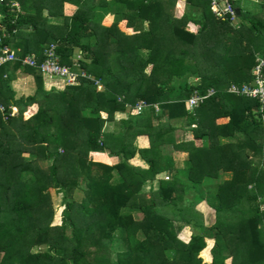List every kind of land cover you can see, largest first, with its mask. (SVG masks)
<instances>
[{"label": "trees", "instance_id": "trees-1", "mask_svg": "<svg viewBox=\"0 0 264 264\" xmlns=\"http://www.w3.org/2000/svg\"><path fill=\"white\" fill-rule=\"evenodd\" d=\"M13 1H0L2 43L38 62L54 44L86 76L45 89L38 67L0 66V264H264V103L226 90L249 82L264 56V0H250L254 10L229 0L234 14L223 16L210 0ZM7 66L33 75L32 94L14 97ZM140 100L148 106L136 113ZM107 120L118 131L105 132ZM173 120L192 139L176 142ZM125 131L148 146L128 150ZM104 150L118 161L89 156Z\"/></svg>", "mask_w": 264, "mask_h": 264}, {"label": "built area", "instance_id": "built-area-1", "mask_svg": "<svg viewBox=\"0 0 264 264\" xmlns=\"http://www.w3.org/2000/svg\"><path fill=\"white\" fill-rule=\"evenodd\" d=\"M11 5L18 6L17 2H11ZM210 8L217 16H223L225 13H229L230 15L234 14V9L229 0H210ZM43 54L44 58L40 62L30 54L19 58L14 49L2 43V38L0 37V66L9 61L19 59L23 65L36 66L43 75L63 78L67 84H77L79 76H86L84 71L76 72L71 70L69 66L61 64L55 53L54 44H50L44 50ZM226 90L233 94L257 98L260 102L264 103V56H257L255 58V64L251 69V80L249 82L240 85L230 84ZM214 92V88H209L204 94L191 95L187 98L188 108H194ZM147 106L148 104L145 101L140 100L134 105V110L136 113H140ZM153 107L158 109L157 104H153ZM0 109H3L1 105Z\"/></svg>", "mask_w": 264, "mask_h": 264}, {"label": "crops", "instance_id": "crops-1", "mask_svg": "<svg viewBox=\"0 0 264 264\" xmlns=\"http://www.w3.org/2000/svg\"><path fill=\"white\" fill-rule=\"evenodd\" d=\"M241 4L245 7H247V0H240ZM76 5H74L73 3H69V2H65L63 9L65 12H73L76 9ZM109 14V13H108ZM106 14L105 16H111V14ZM103 17L102 19V23L104 21ZM109 19V18H108ZM110 21H112V16L109 20V24L111 23ZM122 23V22H121ZM105 24V23H103ZM109 24H105V25H109ZM10 77V81L9 84L12 88V92L14 93V97L18 98L19 96H26V95H30L34 92L35 90V83H34V78L33 75L22 70L21 68H11V66H7L6 70L3 73V77ZM43 83H44V87L45 89H50V88H55V89H62L65 85V80L63 78L60 77H56V76H52V77H48V76H43ZM12 107V106H11ZM35 108V106H30L28 107L25 111H24V115H29V113L31 111H33ZM12 110H17V107H12ZM101 113H104L105 116L102 117H106V112L101 111ZM124 115V113L122 112H116L115 113V119H119ZM222 121H224V118H220ZM170 125L173 126V135L175 137L176 142L182 141V140H190L192 139V135L191 133L186 130L187 125L181 121V120H173L170 122ZM104 131L105 132H116L118 131V126H116V124L114 123V121H106L104 124ZM115 134V133H114ZM121 142L127 145L128 150L132 149L133 146H136L137 148H142V147H146L148 146L149 142H148V138L145 136H132V134L129 131H125L122 135V139ZM114 145V144H113ZM115 146H117L116 142H115ZM161 150L163 153L165 154H170L175 160H180L182 158L185 157L186 152L182 151L180 149H175L174 147L171 146V144H162L160 145ZM178 154H182L181 157H176ZM176 155V156H175ZM89 156L92 160L94 161H99V162H103L106 164H113L116 163L118 161L117 156L112 155L111 153H109L108 151L104 150V151H90L89 152ZM130 162L135 165V164H144L137 155L133 156L130 159ZM145 165V164H144ZM165 173H167V171H163ZM162 173V172H160ZM158 173L156 176L158 178V175L160 174ZM169 173V172H168Z\"/></svg>", "mask_w": 264, "mask_h": 264}, {"label": "rangeland", "instance_id": "rangeland-1", "mask_svg": "<svg viewBox=\"0 0 264 264\" xmlns=\"http://www.w3.org/2000/svg\"><path fill=\"white\" fill-rule=\"evenodd\" d=\"M182 1V0H181ZM13 2H17V1H13ZM248 4H249V9L250 10H254L253 8H254V4H253V2H251L250 0H248V2H247ZM64 6V5H63ZM253 7V8H252ZM109 15V14H108ZM104 17H106V18H104V21H103V23H105V24H109V20H110V18H111V16H104ZM109 18V19H108ZM238 18L237 19H235V21H234V23L236 24L237 22H238ZM111 22V21H110ZM125 23L124 22H122V23H120V27L121 28H124V30H126L127 32H131V29L130 28H126V26L124 25ZM66 83V82H65ZM101 115L102 116H105V114L104 113H101ZM218 122H223L220 118L217 120ZM240 138H241V136H239ZM248 152L251 154V151L248 149ZM176 156V155H175ZM182 156V154H178L176 157H181ZM183 159V158H182ZM48 162H50V161H48ZM43 164H45V163H43ZM135 166H139L140 168H143V167H145V165L144 164H135ZM170 175V173H165V172H162V173H160L159 175H158V178H164V179H166V178H168V176ZM170 177V176H169ZM157 203H164V202H162V201H157ZM199 207V210L197 209V207H196V210H197V212L199 211L200 213H202L203 212V210L205 211V212H203L202 214H204L205 215V220H207L208 221V223H212L213 221H214V213L213 212H210V211H208L207 209H205V207L203 206L202 207V209L200 208V206H198ZM60 211H61V206L60 205H56V207H55V216H54V220H53V222H55V223H57V222H59V217H60ZM204 218V217H203ZM187 232H184L183 230L179 233V235H178V237L180 238V239H182V240H187ZM200 255L202 256V258L204 259V260H206V261H209L210 260V258H209V248L208 247H205L203 250H201L200 251ZM228 259V258H227ZM226 259V260H227ZM229 260V259H228Z\"/></svg>", "mask_w": 264, "mask_h": 264}, {"label": "water", "instance_id": "water-1", "mask_svg": "<svg viewBox=\"0 0 264 264\" xmlns=\"http://www.w3.org/2000/svg\"><path fill=\"white\" fill-rule=\"evenodd\" d=\"M237 12H238V10H237Z\"/></svg>", "mask_w": 264, "mask_h": 264}]
</instances>
